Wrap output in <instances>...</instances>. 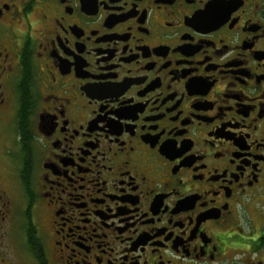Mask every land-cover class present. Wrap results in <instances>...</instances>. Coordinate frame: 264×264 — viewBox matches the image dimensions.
I'll list each match as a JSON object with an SVG mask.
<instances>
[{"label":"flooded vegetation","instance_id":"flooded-vegetation-1","mask_svg":"<svg viewBox=\"0 0 264 264\" xmlns=\"http://www.w3.org/2000/svg\"><path fill=\"white\" fill-rule=\"evenodd\" d=\"M0 264H264V0H0Z\"/></svg>","mask_w":264,"mask_h":264},{"label":"rangeland","instance_id":"rangeland-1","mask_svg":"<svg viewBox=\"0 0 264 264\" xmlns=\"http://www.w3.org/2000/svg\"><path fill=\"white\" fill-rule=\"evenodd\" d=\"M257 209H258V206H257V208L252 207V206H248L247 211H246V215L248 216V218L246 220L253 219L254 222L260 221L259 217H257L258 216V213H257L258 210Z\"/></svg>","mask_w":264,"mask_h":264}]
</instances>
